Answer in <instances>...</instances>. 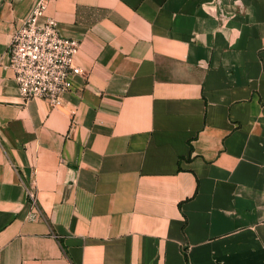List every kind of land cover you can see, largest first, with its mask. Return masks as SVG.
<instances>
[{
	"label": "crops",
	"instance_id": "1",
	"mask_svg": "<svg viewBox=\"0 0 264 264\" xmlns=\"http://www.w3.org/2000/svg\"><path fill=\"white\" fill-rule=\"evenodd\" d=\"M0 0V264H264V0H45L78 40L23 99Z\"/></svg>",
	"mask_w": 264,
	"mask_h": 264
},
{
	"label": "built area",
	"instance_id": "2",
	"mask_svg": "<svg viewBox=\"0 0 264 264\" xmlns=\"http://www.w3.org/2000/svg\"><path fill=\"white\" fill-rule=\"evenodd\" d=\"M45 9V0L35 1L30 15L14 31L7 52L20 97L43 99L56 108L83 71L73 62L78 40L62 36L54 19L42 20Z\"/></svg>",
	"mask_w": 264,
	"mask_h": 264
}]
</instances>
